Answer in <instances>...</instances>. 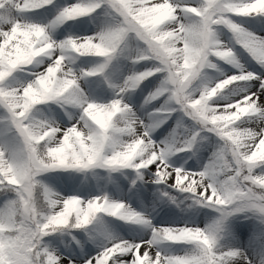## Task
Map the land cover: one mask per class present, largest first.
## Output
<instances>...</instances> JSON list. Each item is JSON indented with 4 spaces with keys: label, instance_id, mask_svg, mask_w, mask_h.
Masks as SVG:
<instances>
[{
    "label": "snow or ice",
    "instance_id": "snow-or-ice-1",
    "mask_svg": "<svg viewBox=\"0 0 264 264\" xmlns=\"http://www.w3.org/2000/svg\"><path fill=\"white\" fill-rule=\"evenodd\" d=\"M9 2L14 7L5 14ZM49 5L58 8L54 0H0V106L20 141L0 144V186H11L16 193V198L0 209V264H264V183H258L264 181V126L249 128L237 123L245 117L264 118V76L244 71L205 86L198 97L188 91L202 70L216 67L210 57L237 64L232 48L217 39V25L226 26L264 66V38L230 18L232 14L264 15V0H204L199 7L182 5L178 0H77L58 8L51 23L63 24L102 6L116 22L95 35L69 36L62 41L54 40L46 25L23 18L24 13ZM182 14L193 17V22H183ZM129 34L146 46L135 59H154L157 63L129 75L118 86L119 93L136 89L156 73L164 74L144 98L148 104L164 97L163 103L148 114L160 118L148 123L137 117L119 94L110 102L100 103L88 100L78 87L81 75L104 71ZM70 53L104 57L105 63L77 72L71 66ZM40 57H47L48 63L33 73L26 85L5 86L15 71H23ZM241 81H257L258 86L229 103H210L222 90ZM53 101L78 107L76 122L58 128L32 119L37 105ZM177 111L202 127L179 144L153 140L151 131ZM182 126L181 117L170 135L175 137ZM201 131L215 133L223 140L211 160L198 172L170 170L167 157L174 151L191 149ZM110 143L116 147L106 151ZM258 167L261 171L257 173L254 170ZM93 168L135 169L138 178L142 169H149L156 183L191 193L196 203L215 209L219 215L205 228L153 227L148 240H112L95 256L61 258L42 246V237L58 228H82L100 213L150 224L141 213L107 195L87 200L77 195L56 198L44 186L41 203L38 174L52 169ZM42 206L53 211L45 215ZM236 214L254 217L256 230L243 247H218L229 217ZM159 241L195 247L191 254L165 255L154 248Z\"/></svg>",
    "mask_w": 264,
    "mask_h": 264
},
{
    "label": "rangeland",
    "instance_id": "rangeland-1",
    "mask_svg": "<svg viewBox=\"0 0 264 264\" xmlns=\"http://www.w3.org/2000/svg\"><path fill=\"white\" fill-rule=\"evenodd\" d=\"M77 0H54L58 8L72 4ZM89 2V0H83ZM182 5L199 7L204 0H178ZM58 8L49 5L45 8L32 10L23 14L25 22L40 23L46 25L49 34L56 41H62L69 36L84 37L92 36L115 24L113 15L106 12L104 7L96 9L92 14L71 19L63 24L55 25L51 21L56 15ZM234 23L239 24L246 31L252 32L258 37L264 38V15H236L230 16ZM183 22H191L194 18L187 14L180 17ZM217 39L223 45L232 48L237 64H231L216 57L210 60L216 65L215 68H205L201 74L191 83L188 91L193 97H198L205 86L211 87L219 80L233 74L251 71L257 75L264 76V66L260 65L251 54L237 42L235 35L224 25L215 26ZM146 46L138 40L134 34L121 44L117 52L113 54L107 67L102 73L94 76L81 75L78 87L90 101L107 103L119 94L123 101L131 106L137 117L146 123L159 119L158 116L149 117L154 108L159 107L164 97L151 103L145 104L144 98L153 91L160 83L162 73L145 79L136 89H129L119 93V85L134 72H142L152 68L157 62L154 59L136 60L135 57L142 54ZM72 57L71 66L77 71L90 70L101 63H105L104 57L94 55L69 54ZM48 63L47 57H40L23 71L17 70L4 82L6 87L21 88L32 79V74L40 71ZM258 86L257 81H241L235 85L222 90L213 97L210 103H229L245 93L252 91ZM80 110L76 106L62 105L55 101L37 105L31 113L34 121H45L58 128H67L79 118ZM7 113L0 106V144L15 145L19 138L9 128L6 119ZM182 117V127L177 130L178 134L172 137L170 134L176 127L177 119ZM241 127L254 128L257 124L264 126V118L259 116L245 117L237 122ZM202 126L198 121L192 120L177 111L169 115L168 119L154 128L150 135L156 142L174 141L179 144L191 132L197 131ZM59 135V134H58ZM127 137H122L126 139ZM223 144V140L215 133L201 131L197 136L193 147L185 151L173 152L167 157L170 170L183 168L188 171H201L211 160L214 151ZM260 172L258 167L254 170ZM38 187L41 191V203L43 187L52 191L56 198L77 195L87 200L95 196L107 195L111 200L124 202L135 211L134 204L142 205V215L150 221V224H137L142 240H148L152 236L153 227H180L198 226L205 228L209 226L219 215L215 209L196 203L191 193L183 192L167 183H156L155 174L149 169H142L140 177L135 169H105L93 168L88 170L76 169H52L37 175ZM164 193H167L165 195ZM16 198V193L11 186H0V209ZM135 199V203L134 200ZM149 209V210H148ZM45 215L53 209L44 207L40 209ZM108 214L100 213L97 217L107 218ZM95 218V219H96ZM106 219V220H107ZM108 221V220H107ZM94 220L82 228H58L42 237V246L47 247L53 254L61 258H72L83 260L89 256H95L103 247L108 246L112 240H126L134 242V238L128 233L126 221L123 225L116 226L119 230L117 237L108 235L103 230L94 227ZM109 223V221H108ZM110 225V223H109ZM111 226V225H110ZM258 221L252 216L236 214L229 217L228 229L218 240V247L227 249L226 242H233L235 246L243 247L248 242L250 234L256 230ZM112 227V226H111ZM113 228V227H112ZM130 232V231H129ZM77 239L78 245H71L73 239ZM239 241V244H237ZM157 250L165 255H187L191 254L194 245L184 242L159 241ZM233 264V262H230Z\"/></svg>",
    "mask_w": 264,
    "mask_h": 264
},
{
    "label": "bare ground",
    "instance_id": "bare-ground-1",
    "mask_svg": "<svg viewBox=\"0 0 264 264\" xmlns=\"http://www.w3.org/2000/svg\"><path fill=\"white\" fill-rule=\"evenodd\" d=\"M134 200V203H135V199ZM135 206V211L139 212L142 214V205L136 203L134 204ZM149 210V209H148ZM108 219L107 218H104L103 216L102 217H97L96 219H94V227L96 229H100V230H103V232L105 234H108V235H113L115 237H117L119 235V230L116 229V226H119V225H123L124 224V220L118 218V217H113V216H110V215H107ZM110 223V225L113 227H111L108 223V221ZM126 224L128 226V233L131 237L134 238V242H138L140 240L143 239V233L140 232L139 228H138V225H136V223H133V222H127L126 221ZM130 231V232H129ZM150 239V238H149ZM71 245H78V241L77 239H73L72 242H71ZM157 246H159V243H157L154 248L155 250H157ZM226 248H230V247H234V243L233 242H226L225 244Z\"/></svg>",
    "mask_w": 264,
    "mask_h": 264
},
{
    "label": "clouds",
    "instance_id": "clouds-1",
    "mask_svg": "<svg viewBox=\"0 0 264 264\" xmlns=\"http://www.w3.org/2000/svg\"><path fill=\"white\" fill-rule=\"evenodd\" d=\"M14 7V5L13 4H11L10 2L9 3H7L6 5H5V14H7L12 8ZM193 21H191V22H186V24H190V23H192ZM174 26V25H173ZM116 147V145L115 144H112V143H110L108 146H107V148H106V151H110V150H112V149H114ZM258 183H264V181H258ZM42 208H44L43 206H42ZM236 264H241V262H236ZM258 264H259V262H258Z\"/></svg>",
    "mask_w": 264,
    "mask_h": 264
},
{
    "label": "trees",
    "instance_id": "trees-1",
    "mask_svg": "<svg viewBox=\"0 0 264 264\" xmlns=\"http://www.w3.org/2000/svg\"><path fill=\"white\" fill-rule=\"evenodd\" d=\"M77 171H79V170H77Z\"/></svg>",
    "mask_w": 264,
    "mask_h": 264
}]
</instances>
